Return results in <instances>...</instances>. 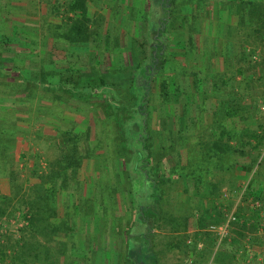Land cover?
<instances>
[{
  "label": "rangeland",
  "instance_id": "374dc122",
  "mask_svg": "<svg viewBox=\"0 0 264 264\" xmlns=\"http://www.w3.org/2000/svg\"><path fill=\"white\" fill-rule=\"evenodd\" d=\"M153 8L149 13L148 0H0L1 59L10 69L5 82L0 76V113L12 112L20 126L16 140L8 139L17 177L0 178V194L8 197L0 199V264H140L146 224L129 188L137 177L133 136L141 130L135 117L142 90L135 85L152 43L147 19L161 15ZM240 12L238 0L180 1L172 11L167 61L147 107L148 168L161 196L151 241L156 264H264V144L223 153L226 164L238 162L229 169L216 168V156L194 166L215 140V120L264 127V34L243 35L259 19L245 7L242 24ZM77 19L86 33L71 41L65 32ZM56 29L63 34L55 37ZM31 58V68L40 63L47 71L45 88L15 89L13 76ZM240 95L252 116L226 118L224 104L236 105ZM34 163L48 178L53 169L67 177L64 186L55 180L56 216L43 217L42 226L53 224L56 234L29 229L24 201L33 198ZM132 185L143 194V184ZM24 242L39 249L22 254Z\"/></svg>",
  "mask_w": 264,
  "mask_h": 264
},
{
  "label": "trees",
  "instance_id": "16d2710c",
  "mask_svg": "<svg viewBox=\"0 0 264 264\" xmlns=\"http://www.w3.org/2000/svg\"><path fill=\"white\" fill-rule=\"evenodd\" d=\"M180 1L186 2L188 0H154V6L150 3V0H148V12L150 13L151 7H155L153 9H156L157 12L161 15L159 17H155V19L152 17L153 20L149 19L148 21L147 19V22L149 24L148 34L151 37L152 43L149 48L148 56L145 59L144 64L141 66V71L139 72L138 76L139 78L136 80L137 85H135V88L141 87L140 89L142 90L140 91L141 93L139 97V102L136 107L137 116L135 117H141V121L139 123V125L141 126V130L139 133L135 132L133 136L135 138L136 144L134 149L136 156L133 170L135 169V171L137 172V177L135 181L131 179L132 183L131 187L129 188V191L132 194V197L133 195L135 196L134 192L138 193L136 197H133L135 200V206L137 205L135 214L137 215L139 221H142L143 224H146V229H143V232H141V236L143 237V240H145H142V242L145 244V254L142 259L138 260L140 264H146L145 259L149 260L151 264L157 263L156 254L153 250L151 241L153 236V220L158 215V202L161 198L159 192L160 187L148 168V165L150 163L149 159L152 154L151 137L153 135L147 125V107L150 100L151 83L153 82L155 76L164 70L165 62L167 61L168 54L166 52L167 48L165 47L166 37L164 36L166 35L165 33H168V24L172 11ZM205 1L208 2V0ZM238 2H240L241 6V12L238 15L240 23L244 22L241 20L244 19L243 17L245 15V7H248V15L250 14V16L252 17L250 18L251 20L257 21V19H259V26L255 27V29L251 27L247 28L243 35L249 37L250 39L251 37L262 38L264 31L260 29V26L264 28V0H260L259 2L255 0H238ZM77 3L78 2L76 1L75 6H77ZM79 9L82 13L83 18H85L87 9L85 8V5L82 2L80 3ZM247 18L249 19V16H247ZM156 20L157 23L155 26L154 22H156ZM153 23L154 25H152ZM82 24V19H77L76 22L73 23V25L70 27V29L65 32V36L71 41H77L80 38L84 37L86 32L80 28V25ZM252 24L254 23L252 22ZM227 31L230 32L235 30L231 27H228ZM242 31L243 28L237 29V33L239 32V34ZM60 34L62 35L63 33L59 32L58 29H56V31L53 33L55 37ZM240 48V50H243L244 45L241 44ZM51 49L50 52L55 50L54 48ZM2 52L3 51L0 48V76L2 75L1 81L3 83L5 82L3 76H6V72H8L9 75L10 69L5 67V65L3 64V60L1 59V55L3 54ZM30 62H35V60L31 58L28 62L29 64H26V66H24V69L20 73L14 72L16 73V75L13 76L12 80H14V82L16 81L15 86L13 85L15 89H18V85H20V83L24 85L21 87H24L25 89H31L32 92L36 91L37 88H45L44 81L47 77L46 69L40 63L38 64V67L31 68ZM52 74L56 75L57 73L53 72ZM17 81L19 82V84ZM163 87H165V82L162 84V88ZM54 88H57V85H55ZM94 88L97 87L95 86ZM162 91V95H164V93L166 92L164 91V89H162ZM163 97L165 98V95ZM242 99L243 97L240 95V97L237 99L238 103L231 107H228V105L224 104V115L226 118L239 117L240 119L244 120L252 116L253 110H251L250 108H241L244 105V103L241 102ZM213 119L215 120L216 118ZM217 121L215 120V123L217 125L216 129H218L215 130V140L213 142H210L208 146L203 148V155L200 156L199 160L194 163V166L198 170L203 168L205 161L204 159L210 162V159L213 160L211 157L214 156L218 158V162H216L215 165L216 168L229 169L232 166L236 165L238 162L232 161L229 164H226V162L222 158L223 153L225 155L231 149L238 151V153H244L248 151L247 146H251V148L256 149L260 145L264 144V127L260 124L258 125V127L260 128V132H256L248 127H244L241 129L228 128L226 126V123H224L225 121L223 123H219V120ZM18 127L20 128V126L15 121V116L12 112L4 111L0 113V178L7 177L9 181L11 180V182H13V177H17V175L15 174L17 162L12 145L14 143H11L10 140L8 141V139H13V141L16 140ZM248 138H252L254 140H250ZM229 141H235L236 143L233 144V146L229 143ZM73 149L74 150L72 155H77L75 146ZM68 155L71 157L70 152H68ZM56 164L61 165V161L59 160V163L56 161ZM30 172L33 177H36L37 181L34 182L31 186L33 198H31V200L29 201H24L26 208L30 209L31 211L29 229H31V232H33V230H35V228L37 227L36 231L43 232L44 234H56L58 232V229L53 224L49 223L46 225V227L42 226L44 224L43 217L45 215L44 213H46L47 211H49L50 213L49 217L56 216L57 205L55 204V199L60 189L55 185V180L57 178L60 179L62 186H64L67 177L64 176V173H61L57 169H53L48 178L47 176H45L46 174H44V172H39L38 167H36V163H34ZM195 172V170L192 172V176H195L197 179L201 178V176L196 175ZM45 177H47L51 182L54 183H52V185H49L48 180H46ZM132 184H137V188L139 184H143L145 186L143 194H141L140 188L136 189V187H133L134 185ZM20 190L21 186H17V194L20 193ZM17 194L16 196H19ZM0 199H2V204H5V202H7L8 200V197L7 195L0 194ZM139 246L140 244L138 242H133L131 245V250L136 247V254H139ZM38 247L39 246L34 247L30 243L28 244L27 242H24L22 245V248H24L22 254L25 252V250L35 251L36 249H39Z\"/></svg>",
  "mask_w": 264,
  "mask_h": 264
},
{
  "label": "crops",
  "instance_id": "0c3cea01",
  "mask_svg": "<svg viewBox=\"0 0 264 264\" xmlns=\"http://www.w3.org/2000/svg\"><path fill=\"white\" fill-rule=\"evenodd\" d=\"M6 15V14H5ZM10 15H13V14H10ZM7 16V15H6ZM234 260V259H233ZM207 264H213L211 261L210 262H208ZM218 264V263H217ZM233 264H234V262H233Z\"/></svg>",
  "mask_w": 264,
  "mask_h": 264
}]
</instances>
